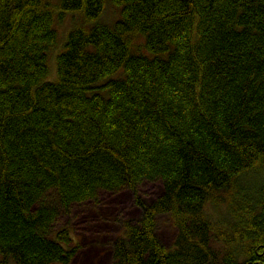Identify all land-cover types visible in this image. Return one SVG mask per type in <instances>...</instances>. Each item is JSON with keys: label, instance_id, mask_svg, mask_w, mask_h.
<instances>
[{"label": "trees", "instance_id": "trees-1", "mask_svg": "<svg viewBox=\"0 0 264 264\" xmlns=\"http://www.w3.org/2000/svg\"><path fill=\"white\" fill-rule=\"evenodd\" d=\"M123 188L112 264H264V0H0V264H71L59 215Z\"/></svg>", "mask_w": 264, "mask_h": 264}, {"label": "rangeland", "instance_id": "rangeland-1", "mask_svg": "<svg viewBox=\"0 0 264 264\" xmlns=\"http://www.w3.org/2000/svg\"><path fill=\"white\" fill-rule=\"evenodd\" d=\"M57 1L51 0L54 5ZM55 14L57 19L55 27L61 38L51 51V59L48 61L51 70L48 80L51 81L57 79L56 52L62 47L64 37L67 39L69 31L74 28L71 26L75 24V21L81 20L79 14L68 13L59 22L57 7ZM118 16L119 9L107 2L102 20L112 23ZM138 191L146 202H152L163 193V185L160 181H144ZM140 214L141 211L135 203L132 190L128 188L118 191L101 190L96 198L74 204L69 212L59 215L55 228L68 226L72 231L73 243L79 248L71 264H112L114 241L122 234L125 222L137 220ZM156 231L167 247L174 244L178 232L169 214H161L157 217Z\"/></svg>", "mask_w": 264, "mask_h": 264}]
</instances>
